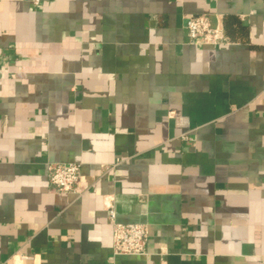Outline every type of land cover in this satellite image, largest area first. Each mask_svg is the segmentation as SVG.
Listing matches in <instances>:
<instances>
[{"label": "crops", "instance_id": "1", "mask_svg": "<svg viewBox=\"0 0 264 264\" xmlns=\"http://www.w3.org/2000/svg\"><path fill=\"white\" fill-rule=\"evenodd\" d=\"M0 264H264V0H0Z\"/></svg>", "mask_w": 264, "mask_h": 264}, {"label": "built area", "instance_id": "2", "mask_svg": "<svg viewBox=\"0 0 264 264\" xmlns=\"http://www.w3.org/2000/svg\"><path fill=\"white\" fill-rule=\"evenodd\" d=\"M187 33L193 43H222L224 32L222 27H213L206 14L191 15L187 20ZM49 178L61 191H74L79 180L80 164L63 162L49 165ZM113 224V244L116 253L145 254L149 240V228L144 223L121 222L116 212L110 210Z\"/></svg>", "mask_w": 264, "mask_h": 264}]
</instances>
